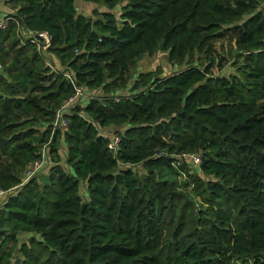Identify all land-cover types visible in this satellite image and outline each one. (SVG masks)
Returning <instances> with one entry per match:
<instances>
[{
  "label": "trees",
  "instance_id": "trees-1",
  "mask_svg": "<svg viewBox=\"0 0 264 264\" xmlns=\"http://www.w3.org/2000/svg\"><path fill=\"white\" fill-rule=\"evenodd\" d=\"M87 1L108 9L10 0L2 18L0 264H264V0H126L118 15L120 0ZM226 38L234 71L214 73ZM157 47L185 66L132 73ZM66 71L101 92L58 126ZM45 143L49 161L25 179Z\"/></svg>",
  "mask_w": 264,
  "mask_h": 264
},
{
  "label": "rangeland",
  "instance_id": "rangeland-1",
  "mask_svg": "<svg viewBox=\"0 0 264 264\" xmlns=\"http://www.w3.org/2000/svg\"><path fill=\"white\" fill-rule=\"evenodd\" d=\"M125 2H126V0H120L118 2L117 6L115 8H113L112 11L118 15L121 6ZM5 4L8 7H12L10 2H6ZM75 5H76V10L78 12L85 14V15H92L93 10L108 9V7L106 5H104L102 2L93 3V2L87 1V0H75ZM215 45H216V49H217V57L220 58V56H223L224 58H226L225 60H227V62L224 63V65L222 66V68L220 70L216 69V67L214 66L213 72L219 73V74H228L229 72H233L234 67L231 64H232L234 58H232V57L235 56V54L237 52V50L235 48H233L234 44L226 38V39H221V40L216 41ZM230 51H231V55H230ZM46 55H48V52ZM52 58H54V61L53 62L50 60L49 61L51 62L52 66L54 68H56V69H63L64 68L61 65L60 59L57 56H55L53 54ZM199 60L203 61V62L205 61V59L203 57H201V59H199ZM184 66H185L184 62L181 64L170 62L169 58H168L167 51L157 47V48H155V50L152 53L144 52L141 56H139L136 63L131 68V72L136 73L138 71L152 70L155 72H160V74L163 75V74H169V73L175 72ZM100 92H101V90L98 88L88 89L85 86H82V94L80 95L78 100L83 102L85 100H88L89 97L96 95ZM118 92L123 93V92H125V89L120 88ZM99 130L102 133L108 135L112 139V141L116 140V138H117V136L115 134L116 127H114V126L99 127ZM59 153L61 155V163L63 164V166L67 170H69V167L65 161L66 147L64 145L60 147ZM133 167L142 171V168L139 165H134ZM43 168H45V170H46L47 166H45ZM189 168H190L191 172H196L202 178L208 177L200 169H198V167L194 164H190ZM181 177H182V175H179V176H176L175 179H180ZM22 179H23V176H22ZM7 193L8 192H5L4 194L0 195V204L4 199V195H6ZM79 193L84 199L88 198L86 183L83 179H81L79 182Z\"/></svg>",
  "mask_w": 264,
  "mask_h": 264
},
{
  "label": "built area",
  "instance_id": "built-area-1",
  "mask_svg": "<svg viewBox=\"0 0 264 264\" xmlns=\"http://www.w3.org/2000/svg\"><path fill=\"white\" fill-rule=\"evenodd\" d=\"M5 26H6V21L4 19H0V28L3 29V28H5ZM21 30H22L23 34L32 33V31H30V30H27V31L23 30L22 27H21ZM36 34L38 36H40L43 40L42 45H40V43H37V46L38 47L41 46L43 49H45L46 46L49 44V41H50V37H49L48 33L45 31H38ZM49 65H51V64H49ZM1 70H2V63L0 61V71ZM64 75L66 78H68L70 80L71 83H73L74 88H75V92L73 95L68 97L63 102V104L60 108H58L56 110L54 125H58V126L59 125L64 126L66 124V120L63 117V113L65 111H67V109L70 107V105L73 104L74 102H76L79 99L80 95L82 94V86L75 84L74 77L71 75V73L66 71V72H64ZM116 140H117V138H116ZM115 141H111L109 143V145L112 146ZM47 152H48V147H47V143H45V144H43V146L41 148V157L39 159L35 160L33 162V164L31 165V167L26 169L25 179L29 178L34 173H36V171H38L44 165V163H46L47 160L49 161ZM190 157L192 158V160L195 164H198L200 162V157L197 154H191ZM2 193H4V191L0 190V194H2Z\"/></svg>",
  "mask_w": 264,
  "mask_h": 264
},
{
  "label": "crops",
  "instance_id": "crops-1",
  "mask_svg": "<svg viewBox=\"0 0 264 264\" xmlns=\"http://www.w3.org/2000/svg\"><path fill=\"white\" fill-rule=\"evenodd\" d=\"M10 2V0H0V19H2L7 13H10L13 11V7H8L5 3ZM12 6V5H11ZM52 53L48 52V55H46V62L50 63V61H54V58H52ZM50 60V61H49ZM52 65V64H51ZM63 146V145H62Z\"/></svg>",
  "mask_w": 264,
  "mask_h": 264
}]
</instances>
